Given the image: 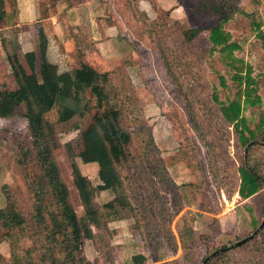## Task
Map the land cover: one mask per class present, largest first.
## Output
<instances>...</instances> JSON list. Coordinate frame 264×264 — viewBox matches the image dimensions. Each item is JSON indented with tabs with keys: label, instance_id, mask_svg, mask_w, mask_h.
Masks as SVG:
<instances>
[{
	"label": "rangeland",
	"instance_id": "374dc122",
	"mask_svg": "<svg viewBox=\"0 0 264 264\" xmlns=\"http://www.w3.org/2000/svg\"><path fill=\"white\" fill-rule=\"evenodd\" d=\"M41 2L48 3L51 0H0V26H3L0 30V88L17 87L2 45L3 35L14 42V36L17 37L18 34L20 42L21 29L13 25L21 23L20 20L28 21L34 27L31 35L36 42L38 34L33 30L38 33L42 22L34 10L37 12ZM62 2L63 6H68L64 9L65 14L67 12L66 19L75 20V11L79 10L85 24L94 29L99 43L103 36L98 31H103V27H110L109 38L114 40L107 42L106 47L103 43L98 47L91 41V53L88 57L91 64L100 71L120 68V72L130 82V88L135 94L136 110L128 117V123L135 124V133L128 149L137 157L140 156L136 159L138 163L134 179L136 184L141 187L146 185L155 194L157 214L167 230L166 238L153 235L151 230L154 229L145 223H138L129 206L122 209L117 218L104 221L101 226H95L86 218L74 179L87 175L93 185L97 186L101 183L99 167L96 162L85 163L77 156L74 159L76 165H73L66 143H72L73 153L76 155L84 149L82 130L90 124L98 106L90 90L82 98L62 83L59 69L66 68L65 62L71 69L83 67L80 68L81 64H77L75 58L76 64L70 63L69 59L59 53L57 65L51 60L47 65L53 87L62 89L73 100L82 99L91 110L85 115L77 114L65 121L59 120L57 107L49 113L61 141V146L54 154L63 179L70 189L72 203L82 223L91 227L94 232L93 239L86 240L83 245L88 260L92 264H135L133 257L142 254L146 257L144 264H160L167 260H177V264H205L202 257L207 247L213 249L223 245L233 246L237 241L254 233L264 219V189L246 199L240 196L239 165L245 150L234 133L233 126L227 125L219 113L217 105L200 101L211 96L212 88L218 82V72H224L220 63L221 54L219 51L211 53L212 44L209 38L210 29L216 24L217 17L211 12L196 9L198 0H173L172 4H178L179 7L176 10L175 5V11L164 10L163 5L168 3L160 1L159 5L158 0H134V6L127 0H92L91 9L94 11L88 15L82 11L83 5H75L72 0ZM165 6L169 8L168 5ZM240 6L253 14L256 21L261 20V29L264 30V0H240ZM51 8L53 11L55 6ZM71 8L75 9L68 11ZM19 13L23 19L19 17ZM159 17L173 28L172 33L166 31L165 44L176 51V55H188V65L183 68L186 73L182 81L185 82V87L191 88L188 90L193 103L191 111L200 112L196 113L200 127L192 119L189 106L180 95V86L175 85L155 43L151 41V30L147 23L149 19L156 20ZM72 25L76 26V23L72 22ZM192 27H200L202 30L192 40L191 52L181 43L180 33L181 29ZM226 30L231 32L232 40L238 41L241 46L236 54L253 64L254 75L260 78L259 73L264 72V51L251 20L243 14H237L226 26ZM104 37L107 38L105 33ZM20 44L18 51L21 60L32 77L25 58L24 45L27 43ZM48 50L47 41V52ZM192 63H197L198 66H191ZM83 73L86 75L82 83L85 86L88 74ZM260 92L264 101V80L260 84ZM244 115L251 122H255L258 111L253 112L246 107ZM27 123L28 120L21 114L0 118V208L8 200L3 191L7 184L21 194L22 200L29 205H48L52 201L51 197L41 200L32 191L25 177L27 170L16 163L17 142L20 135L26 132ZM209 127H215L218 131ZM145 178L147 181L144 183ZM128 187L126 184L120 192L126 193L135 205ZM116 195L110 190L97 191L94 199L101 210L106 212L105 204L114 200ZM185 219L194 227L197 235L202 237V242L189 251L195 255L192 260L186 257L189 253L183 247L179 233ZM1 231L7 230L1 228ZM257 235L264 238V227L255 236ZM13 241L8 238L0 245L1 252L8 258H14V253L19 250L17 243ZM251 248L247 246L246 250ZM238 255L239 252L237 261L233 264H245L244 259Z\"/></svg>",
	"mask_w": 264,
	"mask_h": 264
},
{
	"label": "trees",
	"instance_id": "16d2710c",
	"mask_svg": "<svg viewBox=\"0 0 264 264\" xmlns=\"http://www.w3.org/2000/svg\"><path fill=\"white\" fill-rule=\"evenodd\" d=\"M56 2H41V7L46 10L56 6ZM127 2H132L134 6V0ZM196 9L211 12L217 17L216 24L210 29L211 53L220 52V63L224 68V72L217 71L218 82L214 84L211 96L200 101L217 105L219 113L227 125L233 126L234 133L245 150L239 165V194L246 199L264 189V101L260 92L264 72L259 73L260 78L254 75L255 66L236 54L241 46L238 41L232 40V34L226 30V26L237 14L247 16L257 30V38L264 51L262 21H256L253 14L242 9L240 0H198ZM147 25L151 30V41L155 43L162 62L174 78L175 85L180 86V95L191 111L193 103L188 92L191 88L185 87V82L182 81L186 73L183 68L188 65V55H176V51L165 44L166 31L172 33L173 28L162 17L149 19ZM201 30L200 27L181 29V43H184L189 51L192 52L191 42ZM33 32L38 34V38L35 35L37 49L25 53L32 77L18 51L21 47L18 34L17 37L14 36V42L3 35L2 45L17 87L0 88V117L21 114L28 120L27 130L20 135L17 142L16 163L27 170L25 177L32 191L41 200L51 197L52 201L48 205H29L16 190L8 184L4 186L3 191L8 200L6 205L0 208V245L4 240L12 238L19 250L14 253V258H8L0 250V264H92L84 253L83 245L86 240L93 239L94 232L91 227L82 223L72 203L70 189L63 179L54 154L61 146L60 137L55 122L49 118L50 111L55 107L58 109L60 121L77 114L85 115L91 110L82 99L73 100L62 89L53 87L47 70L50 62L47 36L42 29L38 33L35 30ZM65 64L64 70L59 69L62 83L82 98L86 91L90 90L98 106L90 124L82 130L84 149L76 155L73 153L72 143H66L73 165H76L74 159L77 156L85 163L96 162L99 167L101 183L97 186L93 185L87 175L74 179L86 218L95 226H101L104 221L117 218L122 209L129 206L138 223L152 227L153 235L166 238L167 230L157 214L155 194L146 185L141 187L136 184L134 179L138 163L136 159L140 156L137 157L128 149L135 133V124H129L128 117L136 110L135 94L130 88V82L125 79L120 68L100 71L85 64L83 69H71L66 62ZM191 66L198 64L192 63ZM83 72L88 74L85 86L82 84L86 76ZM246 107L251 108L253 112L258 111L255 122H251L244 115ZM210 111L216 115L213 109ZM196 113L200 114L198 110L191 111L192 119L200 127ZM209 129L217 130L215 127ZM146 181L145 178L144 183ZM126 184L135 205L126 193L120 192ZM149 184L152 185V182ZM105 190L117 195L114 200L105 204L107 211L103 212L94 198L97 191ZM1 228L7 231H1ZM179 233L183 247L189 253L186 257L192 260L195 255L189 251L202 242V237L197 235L186 219ZM247 246L252 248L246 250ZM218 248L207 247L202 260L208 259L206 264H233L237 261L239 252L238 257L243 258L245 264H264V238L259 235L238 246L223 245L220 247L223 250L210 259ZM133 261L135 264H144L146 257L138 254L133 257ZM160 264H177V260H167Z\"/></svg>",
	"mask_w": 264,
	"mask_h": 264
},
{
	"label": "crops",
	"instance_id": "0c3cea01",
	"mask_svg": "<svg viewBox=\"0 0 264 264\" xmlns=\"http://www.w3.org/2000/svg\"><path fill=\"white\" fill-rule=\"evenodd\" d=\"M158 1H159L158 2L159 5H160V1L164 3H168L165 5H168L169 8L163 5V9L164 10L166 9L168 11L174 9L176 5L175 3L172 4L173 0H158ZM72 2L75 5H81V6L83 5L81 9L83 13H87V15L91 14V12L94 11L93 9H91L92 0H72ZM61 3H63L62 0H57V5L55 6L53 11H51L52 8L43 10L41 6L40 7L38 6L37 12L34 10V13H37L39 17H41L42 26L39 27L45 32L47 36L48 48H49L48 55L51 62L57 65L56 62L59 60V53H61V56L69 59L70 63H75L74 61L75 58L77 64L79 65L85 63L91 65L92 67H96L95 65L91 64V60H89L90 58L88 57L90 56L91 53L89 49L91 48V41H94V44H97L98 47L99 44L101 47V43L104 44V47L108 46L107 42L109 41L111 42L114 40L113 38H109L110 27L109 29L103 27V31L102 30L98 31L99 34L103 36V38L100 40L101 43H99L97 36L94 35L95 32L94 29L92 28V26L85 24L82 15L78 12L79 10L75 11V16H76L75 20L68 21L66 19L67 12L65 14V10H64L68 6L65 7L63 6L64 3L63 4ZM177 5H176V10L179 9ZM74 9L75 8H71L68 11L70 10L72 11ZM94 9L97 10V7H95ZM20 13L24 15L22 12ZM20 13H19V17L22 18ZM26 19L28 20V18H25V20ZM20 21L21 23H17L16 26L20 27L22 32L21 33L22 35L20 36V42L27 43L24 45L25 52L36 50L37 45L34 38L31 35V29H33L34 27L30 26L28 24L29 23L28 21H22V20ZM72 22L76 23V26H73ZM97 28H99V26H97ZM1 29H3V26H0V30ZM104 33L107 35V38L104 37ZM51 52L53 54L52 56H51ZM81 65L80 68L83 67V65L82 66Z\"/></svg>",
	"mask_w": 264,
	"mask_h": 264
},
{
	"label": "water",
	"instance_id": "95a60500",
	"mask_svg": "<svg viewBox=\"0 0 264 264\" xmlns=\"http://www.w3.org/2000/svg\"><path fill=\"white\" fill-rule=\"evenodd\" d=\"M263 227H264V219H263L261 225L257 228V230H256L254 233H252L250 236H248V237H246V238H243V239L237 241L235 245H241V244L247 242L249 239L253 238V237H254V236H255V235H256V234H257V233L263 228ZM220 250L222 251L223 248L220 249ZM220 250L215 251L212 255L218 253ZM207 262H208V259L205 260V264H206Z\"/></svg>",
	"mask_w": 264,
	"mask_h": 264
}]
</instances>
